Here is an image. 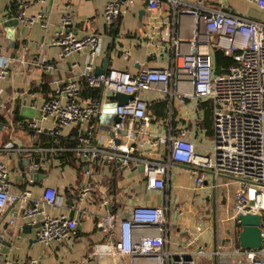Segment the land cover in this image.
Segmentation results:
<instances>
[{"label": "built area", "instance_id": "2783aa9c", "mask_svg": "<svg viewBox=\"0 0 264 264\" xmlns=\"http://www.w3.org/2000/svg\"><path fill=\"white\" fill-rule=\"evenodd\" d=\"M31 1L16 0L19 6L16 18L19 22L38 21L48 29L46 12L27 16L26 8ZM147 1L151 10L160 8L161 0ZM168 1L182 17L190 16L192 25L189 36L183 35L177 25L162 29L159 47L167 58L166 67H143L135 72L114 67L105 73H96L88 61L75 77L55 80L53 93L38 108L40 118L27 121L32 144L23 146L11 138L0 146V154L17 152L21 160L30 159L21 173L26 184L36 182L35 171L40 166L35 162L37 157L44 160V167L64 151L76 154L88 174L104 164L127 171L143 166L145 186L151 190L167 187V173L173 161L191 164L197 169L194 182L199 189L212 175L214 188L218 186L216 179L227 177L226 184L237 187L234 212L229 217L235 225L228 229L224 244L216 239V244L209 247L201 241L209 228L206 223L191 229L187 243L183 244L176 237L179 232H175L168 220L167 204H136L129 209L127 217H118L115 200L108 195H97L102 184L93 179L81 185L69 206L76 216L66 212L52 214L44 207L56 206L59 191L45 186L38 198L29 188L11 191L10 168L1 156L0 214L10 206L29 201L21 219L11 218L9 223L23 229L26 222H39L37 239L47 245L74 238L79 219L88 212L86 206L91 203L98 208L95 216L103 232L101 243L91 250L92 255L128 257L130 264H264V18L238 14L223 4L211 6L205 0H199L194 5L197 8H192L187 0ZM246 1L264 9V0ZM134 2L109 1L104 7L106 26L113 27ZM72 26L73 15H62L52 41L61 47V56L65 58L86 49L91 56H96L100 49L98 34L82 36ZM216 52H223L231 59L220 73L215 72ZM9 62L10 58L0 53V79L9 73ZM40 65L47 70L55 66L44 61ZM85 86L98 89L99 95L85 96ZM117 92L133 95V99L117 106L115 115L120 120L104 129L99 115L108 97ZM20 95V91H14L10 97H0V117H5L14 130L17 122L9 103ZM173 97L189 112L186 124L179 131L170 124L164 131L154 132L152 102L169 101ZM34 107H37L36 101ZM207 108L212 115L213 135L209 139L200 126L205 121ZM48 120L51 124L43 127L41 123ZM43 136L49 137L52 144L43 145ZM108 207L110 212L102 214ZM245 213L261 217V247L240 245L239 215ZM37 215L42 218L37 219ZM217 231L216 227L215 237H218Z\"/></svg>", "mask_w": 264, "mask_h": 264}, {"label": "crops", "instance_id": "0c3cea01", "mask_svg": "<svg viewBox=\"0 0 264 264\" xmlns=\"http://www.w3.org/2000/svg\"><path fill=\"white\" fill-rule=\"evenodd\" d=\"M11 1L0 0V53L10 58V71L5 78L0 79V90H2L0 97L5 99L14 91H20L21 95L10 101L9 105L12 110L19 106L21 118L16 120L17 125L14 130L5 117H0V146L11 138L17 139L23 146L32 144L31 131L27 126L30 117L24 114V109L26 106H31L37 111L44 100L53 93L55 80L75 77L85 68L88 61L94 65L96 71L97 67L103 66L104 58L108 53L111 54L109 69L115 67L135 72L143 67H166L167 58L159 47L162 42V29L177 25L183 35L189 36L192 25L190 16L182 17L180 11H176L168 0H161L160 8L155 10L145 7L147 0H135L131 9L123 13L111 28L104 22V7L111 0H32L26 8L27 16L30 18L38 15L40 11L46 12L48 29L38 21L32 23L28 20L20 21L19 26L16 27V40L11 44L3 27L4 20L15 17L7 12ZM187 1L192 4L190 5L192 8H197L194 5L199 0ZM205 2L211 6L221 7L220 4H223L230 11L255 19L264 18V9L246 0H205ZM66 13L73 15L72 28L78 31L79 35L98 34L100 49L96 56H91L90 50L86 49L63 58L61 47L52 44L53 37L59 30L61 17ZM42 61L51 62L55 66L47 70L40 65ZM35 101L37 107H34ZM167 102L168 117L154 120L152 126L154 132L164 131L170 124H173L175 131H179V127L186 124L189 112H185L178 98H170ZM35 113L32 114L34 118H36ZM100 115L98 120L102 128L107 129L113 124L112 121L108 122V117L107 121H102ZM50 124V120L41 123L43 127ZM200 126L207 132V128L202 124ZM212 135L213 132L211 134L207 132L208 139L212 138ZM200 138H203L202 134ZM0 156L10 168L11 191L29 188L35 198L43 194L45 186H53L59 191L60 197L56 206L44 207L52 214L66 212L76 216L69 206L81 185L93 179L102 184L96 192L97 195H108L115 200L114 210L118 217H127L129 209L136 204L150 206L167 204L170 207L168 220L175 232H179L176 237L183 244L187 243L188 232L201 223L209 226L201 238V241L209 247L214 246L217 240L224 244L227 239L226 229L229 227H225L222 223H225L234 212L233 201L237 187L235 184H227L230 188L220 195L218 189L226 186L227 177L216 179L218 186L214 188L211 186L212 175L203 188L199 189L194 182L197 169L191 164L173 161L167 173V187L164 190H151L145 186L141 169L127 171L112 164H104L99 165L92 174L81 168V176H79L80 172L74 167L70 165L61 167L58 158H54L52 163L44 165L47 174L45 179L26 184L22 179V160L18 153H1ZM105 187L108 189L106 192ZM29 204V201L20 202L0 214V232L5 239H15L10 253L11 260L26 264H31L32 261H37V264H130L128 257L91 254L92 248L100 244L103 239V232L98 225L99 218L95 216L98 211L95 204H87L88 212L80 217L74 238L62 242L53 241L47 245L37 239L36 232L40 225L33 227L32 231L26 234L23 229L9 223L11 218L20 220L21 214ZM109 212V207L101 211L104 215ZM40 218L42 216L37 215V219ZM35 223L30 224L33 226ZM215 227L218 228V237H215ZM4 247L0 244V249Z\"/></svg>", "mask_w": 264, "mask_h": 264}, {"label": "water", "instance_id": "95a60500", "mask_svg": "<svg viewBox=\"0 0 264 264\" xmlns=\"http://www.w3.org/2000/svg\"><path fill=\"white\" fill-rule=\"evenodd\" d=\"M145 7H148V1H146ZM143 13V11H142ZM20 22L19 20L14 18H8L4 20L3 27L4 30L7 32V38L10 40L11 44H13L16 40V27L19 26ZM110 59L111 54L108 53L106 57L104 58V64L102 67L96 68V73H105L109 69L110 65ZM130 99H133V95H127L121 92L115 93V95H111L108 97V100L106 101V104H104L103 112L100 115L102 121H107V117L109 118L108 122L115 123L116 121H119L120 118L117 117L116 114V108L118 105H122L125 103H128ZM33 107H25L24 114L30 117V119L33 117L32 114L36 112V118H40V111L39 109L36 111ZM108 127L107 129H109ZM117 142H119V139H117ZM30 159H22V169H25L27 165L30 164ZM36 163H39L40 166L36 169L35 175H36V181L40 182L46 177L45 169L43 167L44 160L42 158L37 157L35 159ZM139 169L143 170V166H139ZM23 177V176H22ZM111 209V207H110ZM239 221L242 225V230L239 233L238 240H240V245L244 248H257L262 246V237H261V217L258 214L253 213H245L239 215ZM40 225V223L36 222L33 226L32 224L28 223L23 226V231L26 234H29L32 231L33 227H37ZM216 232V227H215ZM36 240V239H35ZM15 239H5L3 234L0 232V244L2 246H5L4 248L0 249V252L2 254V257L0 258V264H26L25 262H18L17 260H11V248L12 244H14ZM31 264H37V261H32Z\"/></svg>", "mask_w": 264, "mask_h": 264}, {"label": "trees", "instance_id": "16d2710c", "mask_svg": "<svg viewBox=\"0 0 264 264\" xmlns=\"http://www.w3.org/2000/svg\"><path fill=\"white\" fill-rule=\"evenodd\" d=\"M18 3L16 0H12L7 7V12L10 16H17L19 11H18ZM214 60H216L215 64V72L220 73L222 71L223 66H227L230 62L231 59L228 58L227 56L224 55L222 52H216L214 56ZM45 86L47 85L46 83L44 84ZM84 94L85 96H95L99 95V90H92L88 87H84ZM167 106L168 102L167 100H157L152 102L150 109L152 112V115L155 117V120L161 119V118H167ZM206 117L205 121L202 123L204 128H207V132L210 134L212 133V115L210 114L209 108L206 109L205 111ZM21 115H20V110L19 106H16L14 109V119L15 120H20ZM43 145H51L52 140L49 139L47 136H43ZM75 143H72L71 145H74ZM58 158L60 162V166L63 167L65 165H70L76 169L77 172L81 171L82 165L79 163L76 154H74L71 151H64L62 152L61 155L56 156L55 159ZM81 176V172L80 175Z\"/></svg>", "mask_w": 264, "mask_h": 264}, {"label": "rangeland", "instance_id": "374dc122", "mask_svg": "<svg viewBox=\"0 0 264 264\" xmlns=\"http://www.w3.org/2000/svg\"><path fill=\"white\" fill-rule=\"evenodd\" d=\"M222 180H224V179L222 178ZM227 188H230V186H228L227 184H226V186H222L221 188H219L218 191H219L220 195H221V193L223 194L224 192H226ZM222 224H224L225 227L228 226L229 227L228 229L234 228V225H235L231 219L230 220L227 219V221L225 223H222ZM221 229H222V227L220 226V230ZM228 229H226V231H228ZM226 234H227V232H226Z\"/></svg>", "mask_w": 264, "mask_h": 264}]
</instances>
